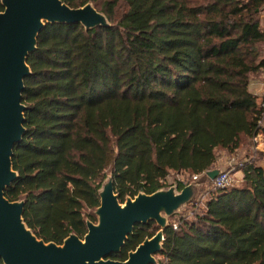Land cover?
I'll return each instance as SVG.
<instances>
[{"label": "trees", "instance_id": "obj_1", "mask_svg": "<svg viewBox=\"0 0 264 264\" xmlns=\"http://www.w3.org/2000/svg\"><path fill=\"white\" fill-rule=\"evenodd\" d=\"M61 1L91 3L109 26L46 23L27 57L18 177L4 196L24 203L38 239L82 238L109 177L123 204L171 173L212 183L217 151L252 150L256 136L264 163V106L250 88L264 72V0ZM249 152L239 185L168 217L155 264H264V171ZM153 230L136 226L109 258L126 260Z\"/></svg>", "mask_w": 264, "mask_h": 264}, {"label": "water", "instance_id": "obj_2", "mask_svg": "<svg viewBox=\"0 0 264 264\" xmlns=\"http://www.w3.org/2000/svg\"><path fill=\"white\" fill-rule=\"evenodd\" d=\"M0 12V258L4 264H155L160 252L167 218L189 204L197 184L180 191L172 185L152 194L139 193L119 203L109 177L99 191L96 223L86 222L82 238L69 234L62 242L38 239L23 221L22 201H9L7 187L17 179L12 168L14 146L24 135L22 92L31 75L27 57L37 46V37L46 23H80L86 30L109 23L91 3L72 8L61 0H1ZM218 169L206 172L210 179ZM153 221L158 230L145 238L126 260L109 258L121 251L138 225Z\"/></svg>", "mask_w": 264, "mask_h": 264}, {"label": "rangeland", "instance_id": "obj_3", "mask_svg": "<svg viewBox=\"0 0 264 264\" xmlns=\"http://www.w3.org/2000/svg\"><path fill=\"white\" fill-rule=\"evenodd\" d=\"M262 18H263L262 21L264 23V13L262 14ZM252 81H253L252 82L253 84L250 85V88L252 91L257 93L258 98H259L261 95L264 94V72H259V74L254 76V79ZM247 146H248L247 142H245L243 140V143L240 146L241 149H239L235 153H227L224 150H218L217 151L218 160L216 163V167H214L213 169H218V171L225 170L227 168L228 164L231 163L232 161H234L236 163H244L248 159L246 157V156H248V155H246V152H249V151L251 152L252 150L254 153L253 159H254V161L257 162L258 161V154H259V150H255V147H257V143H255V145H252V150H250V149L248 150ZM253 146H255V147H253ZM233 178L234 179H233V181H231L230 185H234V186L239 185L241 182V179H242V175L235 174V175H233ZM202 179L203 178L201 176H199V177L195 176L193 178H190L187 173H180V174L171 173L166 179V184L168 185V187H170L171 185H174L177 180H183V182L188 181L189 182L188 184L195 183V184H197V187H199L198 188L199 189L198 195L200 196L211 185V182H208L207 180L203 181ZM201 180H202V182H201ZM185 210H186V206L182 207L177 212V214H176L177 216L174 217L172 220L175 221L176 218L178 217V215L183 214ZM167 220L170 221L169 218ZM96 221H97V218H96ZM94 223H96V222H94ZM155 232L156 231L153 230V235L155 234ZM155 259H158V256H155Z\"/></svg>", "mask_w": 264, "mask_h": 264}, {"label": "built area", "instance_id": "obj_4", "mask_svg": "<svg viewBox=\"0 0 264 264\" xmlns=\"http://www.w3.org/2000/svg\"><path fill=\"white\" fill-rule=\"evenodd\" d=\"M257 105H258V108H261L264 106V94L258 98ZM254 142L257 143V136L254 138ZM255 150H257V147H255ZM242 165L243 163H236L234 161L229 163L225 170H220L217 173V175H215V177L212 179L211 185L208 187V191L221 190V189H224L230 186L231 181H233L234 179L233 175H235L236 172L240 170ZM179 181H183V180H179ZM208 191H205L204 193H202L198 197L199 199L197 198L198 202H202L203 200L207 198Z\"/></svg>", "mask_w": 264, "mask_h": 264}, {"label": "crops", "instance_id": "obj_5", "mask_svg": "<svg viewBox=\"0 0 264 264\" xmlns=\"http://www.w3.org/2000/svg\"><path fill=\"white\" fill-rule=\"evenodd\" d=\"M252 84H253V83H252ZM255 93H256V92H255ZM256 94H257V93H256ZM260 133H261V136H262V139H263V148H262V149H263V153H264V136H263V133H262V132H260ZM257 141H258V137H257ZM255 163H256L257 166L261 167V168L263 169V171H264V163H263V164H262V163L260 164V163H258V161H257V162L255 161ZM236 174H237V175H242V171L239 170L238 172H236ZM198 188H199V187H197L196 195H195L194 199H196V198L199 196V195H198V194H199V193H198V190H199Z\"/></svg>", "mask_w": 264, "mask_h": 264}]
</instances>
